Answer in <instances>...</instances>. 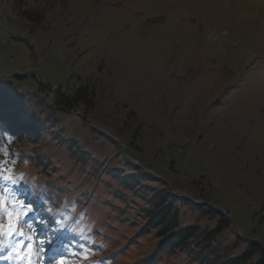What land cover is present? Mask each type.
Here are the masks:
<instances>
[{"label":"rangeland","instance_id":"374dc122","mask_svg":"<svg viewBox=\"0 0 264 264\" xmlns=\"http://www.w3.org/2000/svg\"><path fill=\"white\" fill-rule=\"evenodd\" d=\"M46 3L37 27L21 14ZM0 100L31 126L8 149L0 129L12 173L52 227L92 241L70 264L264 255V0H0ZM138 173L183 195L180 228L211 233L206 247L158 256L120 178Z\"/></svg>","mask_w":264,"mask_h":264},{"label":"snow or ice","instance_id":"6c2138e0","mask_svg":"<svg viewBox=\"0 0 264 264\" xmlns=\"http://www.w3.org/2000/svg\"><path fill=\"white\" fill-rule=\"evenodd\" d=\"M6 149H0V264H70L72 258L86 260L90 238L68 239L63 230L48 228L32 197L35 186L21 187L23 175L12 173ZM12 173V174H10ZM37 225H43L38 230ZM83 253V255H81Z\"/></svg>","mask_w":264,"mask_h":264},{"label":"trees","instance_id":"16d2710c","mask_svg":"<svg viewBox=\"0 0 264 264\" xmlns=\"http://www.w3.org/2000/svg\"><path fill=\"white\" fill-rule=\"evenodd\" d=\"M51 4H43L38 8L27 9L24 8L22 15L26 18L31 25L37 27L40 25L46 16L47 12L52 9ZM78 94L76 98H68L61 95L58 97V103L66 102L68 106H72L76 100H79ZM74 99V101H72ZM144 173L134 174L131 177H120L123 179L125 186L132 191L135 196L144 199L148 203V208H143L144 215L146 216V227L143 233H149L152 230L157 232V237H160L159 256H171L180 251H186L193 247H206V239L210 234L200 232V227L192 225L180 228L181 219L178 212L175 210L177 200L172 198L171 191L167 187L154 188L143 184ZM148 192L152 195L149 196ZM228 222L222 221L218 230L223 228ZM257 249L254 245L253 248L243 253L242 255L232 258L223 264H264V255L257 261H252L253 252Z\"/></svg>","mask_w":264,"mask_h":264}]
</instances>
